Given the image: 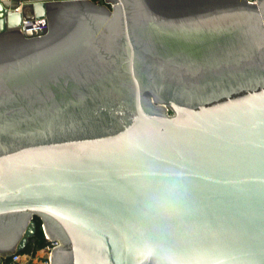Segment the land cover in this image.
<instances>
[{
    "label": "water",
    "instance_id": "1",
    "mask_svg": "<svg viewBox=\"0 0 264 264\" xmlns=\"http://www.w3.org/2000/svg\"><path fill=\"white\" fill-rule=\"evenodd\" d=\"M36 217L50 264H264V0L0 2V255Z\"/></svg>",
    "mask_w": 264,
    "mask_h": 264
},
{
    "label": "built area",
    "instance_id": "2",
    "mask_svg": "<svg viewBox=\"0 0 264 264\" xmlns=\"http://www.w3.org/2000/svg\"><path fill=\"white\" fill-rule=\"evenodd\" d=\"M103 2L104 0H95ZM256 3L257 0H248ZM22 4L15 7V10H20ZM22 31L30 36L43 35L48 31V21L46 17H35L33 13H28L27 17L23 19ZM45 243L42 246H37L30 250H16L9 254L0 255V264H50L52 249L57 246L59 242L47 237L44 233Z\"/></svg>",
    "mask_w": 264,
    "mask_h": 264
},
{
    "label": "trees",
    "instance_id": "3",
    "mask_svg": "<svg viewBox=\"0 0 264 264\" xmlns=\"http://www.w3.org/2000/svg\"><path fill=\"white\" fill-rule=\"evenodd\" d=\"M36 221H37L36 234L30 239V242L25 248V250H30L32 248H36L37 246H42L45 243V237L41 226V220L38 217H36Z\"/></svg>",
    "mask_w": 264,
    "mask_h": 264
},
{
    "label": "crops",
    "instance_id": "4",
    "mask_svg": "<svg viewBox=\"0 0 264 264\" xmlns=\"http://www.w3.org/2000/svg\"><path fill=\"white\" fill-rule=\"evenodd\" d=\"M40 1H46V0H0V2H2L3 4H5L10 8H15L20 4H26V3L35 4ZM26 10L30 12L31 8L28 7Z\"/></svg>",
    "mask_w": 264,
    "mask_h": 264
}]
</instances>
